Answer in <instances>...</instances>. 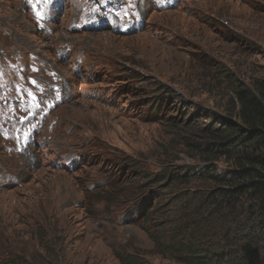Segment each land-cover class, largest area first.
<instances>
[{
    "label": "rangeland",
    "instance_id": "374dc122",
    "mask_svg": "<svg viewBox=\"0 0 264 264\" xmlns=\"http://www.w3.org/2000/svg\"><path fill=\"white\" fill-rule=\"evenodd\" d=\"M256 79L264 0H0V264H179L153 178Z\"/></svg>",
    "mask_w": 264,
    "mask_h": 264
},
{
    "label": "trees",
    "instance_id": "16d2710c",
    "mask_svg": "<svg viewBox=\"0 0 264 264\" xmlns=\"http://www.w3.org/2000/svg\"><path fill=\"white\" fill-rule=\"evenodd\" d=\"M220 109L221 116L189 130L206 167L153 178L173 191L144 229L179 264H264V80L232 88ZM218 162L225 168H216ZM190 180L207 185L176 191ZM116 255L122 264L132 263L130 254Z\"/></svg>",
    "mask_w": 264,
    "mask_h": 264
},
{
    "label": "bare ground",
    "instance_id": "6f19581e",
    "mask_svg": "<svg viewBox=\"0 0 264 264\" xmlns=\"http://www.w3.org/2000/svg\"><path fill=\"white\" fill-rule=\"evenodd\" d=\"M14 130H15V129H14ZM16 138L19 139V136H16ZM21 140H22V138H21ZM19 141H20V140H19ZM18 144H20V142H19ZM12 145L14 146V144H12ZM16 145H17V144H16ZM16 147H17V146H16ZM18 149H19V148H18ZM18 151H19V150H18ZM21 151H22V150H21ZM25 151H26V150H25ZM25 153H26V152H25ZM24 157H25V156H24ZM2 175H4V174H2ZM2 175H0V177H2ZM7 176H8V175H7ZM7 176H6V177H7ZM0 180H1V179H0Z\"/></svg>",
    "mask_w": 264,
    "mask_h": 264
},
{
    "label": "snow or ice",
    "instance_id": "6c2138e0",
    "mask_svg": "<svg viewBox=\"0 0 264 264\" xmlns=\"http://www.w3.org/2000/svg\"><path fill=\"white\" fill-rule=\"evenodd\" d=\"M37 15H38V16H40L41 14H40V13H38ZM33 83L35 84L36 82H35V81H33ZM30 95H31V93H30Z\"/></svg>",
    "mask_w": 264,
    "mask_h": 264
}]
</instances>
